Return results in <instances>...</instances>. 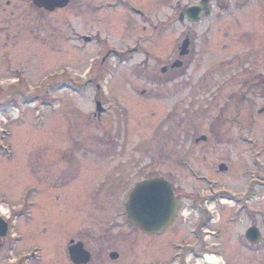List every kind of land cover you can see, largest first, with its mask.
<instances>
[{"label": "rangeland", "instance_id": "obj_1", "mask_svg": "<svg viewBox=\"0 0 264 264\" xmlns=\"http://www.w3.org/2000/svg\"><path fill=\"white\" fill-rule=\"evenodd\" d=\"M105 2L115 5L108 7ZM199 3L200 0H73L68 10L50 16L25 5L31 13L27 27L21 26L14 33L18 38L8 41L5 47L0 39V121H7L0 126V212L18 213L14 219L21 230L38 233L27 235V245H42V228L52 226L51 192L44 178L40 180L38 168H43L40 172L44 177L52 162L51 151L66 152L71 131L74 148L102 146L101 151H114L110 164L127 163L130 167L133 149L137 161L143 164L150 150L155 171L173 172L178 174L175 178L185 176V187H193L198 194L222 187L238 196L245 183L251 194L263 189L264 111H259L264 109V0H211L210 16L200 22H179L185 8ZM7 17H13L10 10L7 14L0 11V20ZM17 18L23 17H13ZM65 19L71 20L72 31ZM184 33L195 40L196 54L185 56L190 65L180 70L181 77L156 87L155 83L168 81L160 68L182 42ZM226 33L228 49L214 52L207 47L206 40L217 41ZM138 40L143 51L135 54L133 47ZM224 60L227 64L222 65ZM133 85L154 96L163 95H141L133 91ZM182 98L184 104L173 109ZM96 100L106 109L100 120ZM169 112L172 116L167 118ZM209 130H213V137L196 145L194 138L202 134L208 137ZM179 131H185L184 145L174 141ZM162 148L173 157L163 158ZM257 153L263 158L262 169ZM80 157L75 150V165ZM160 157L165 161L158 160ZM88 158L102 160V156L93 154ZM182 159L187 168L214 184L205 186L203 179H191ZM222 164L227 173L220 171ZM38 186L47 189L44 197ZM94 186L90 185L91 190L82 195L81 201L71 204L69 227L116 235L108 254L116 251L121 258H106L103 264H150L149 240L126 229L116 215L123 208L119 194L115 211L109 209V204H105L106 210H98L93 204L100 201L102 205L100 197L108 193H99L98 186ZM90 194L94 199L91 202ZM61 201L55 204V210L66 207ZM229 201L225 203L234 205ZM263 202L252 205L264 209ZM229 214L231 210L225 209L221 215ZM109 222L111 226H107ZM217 227L222 229L221 237L214 240L217 246L210 247L207 254L215 261L201 264H260L263 253L259 245L246 241V225L224 220Z\"/></svg>", "mask_w": 264, "mask_h": 264}, {"label": "flooded vegetation", "instance_id": "obj_2", "mask_svg": "<svg viewBox=\"0 0 264 264\" xmlns=\"http://www.w3.org/2000/svg\"><path fill=\"white\" fill-rule=\"evenodd\" d=\"M105 3H109L107 6L113 5L111 2ZM25 5L38 14L50 16L68 10L69 7L73 6V0L66 7L55 8L54 10L39 7L35 4V0H17L15 2L13 0H0V11L2 13L7 14L10 10L11 16L16 17V15H19L23 17L21 20L18 18L15 20L13 17H7V20L4 21L0 20V39L5 43L3 47L11 39L18 38L14 33H17L21 26L23 28L27 27L31 13ZM14 22L16 24H13ZM65 24L70 31L73 30L71 20L65 19ZM186 38L189 39L187 57H190L191 54H196V44L194 43L195 40L191 38V34L184 33L182 41ZM227 38L228 34L226 33L224 38L223 36H218L217 41L213 38L211 42L206 40L205 43L214 52L218 48L226 50L229 48V45L224 42V39ZM158 42L159 39L158 41L156 40V43ZM140 43L141 41L138 40L136 46L133 47L135 54L142 53L143 51ZM181 45L182 42L173 49L171 56L164 60L160 68V71L168 76V81L155 83L156 87H162V85L176 81L183 75L180 70L189 67L190 64L187 63V57H183L180 54ZM144 52L148 55V51ZM221 64H227L226 60L222 61ZM133 91L140 92L141 95L149 93L148 90L134 85ZM149 94L150 96H154L152 92ZM162 95L158 94L154 97H161ZM97 101L100 100H96L95 102ZM183 104L184 98L178 100L176 106L174 105L172 108L179 109ZM170 115L171 113L169 112L166 117H171L172 115ZM178 117L182 118V115L179 114ZM98 119L100 120V117ZM212 132L213 130L207 132L208 137L204 134L195 137L194 143L196 145L207 143L209 138L213 137ZM73 139V131H71L68 150L60 153H53L51 151V157L52 155L53 157H56V154L59 155L54 162L52 157L49 168L46 167L45 169H48V172L44 171V177L43 173L40 172L43 168L41 166L38 168L40 180L44 178L45 183L49 186L52 201L51 208H53L51 211L52 216L49 215L52 226L42 228L43 232L40 234L44 240L42 241L43 244L27 245V235L37 236L38 233L27 234L25 230H21L20 224L17 221L15 225L11 226L10 215L6 216L7 228H0V264H103L106 258L113 261L120 260L121 253L112 251L108 254L111 245L116 243L113 240L116 236L115 234L96 232L95 230L83 228L74 230L73 227H69L71 204L75 200L77 202L81 201L82 195L87 194L91 190V184L98 186L99 193L102 191L108 193L106 196L100 197L102 205L98 204L100 201L93 204L95 209L106 210L105 204H109V209L115 211L118 205L117 195L119 194L120 207L122 206L123 208L121 211H116L118 212L116 215L126 229L132 230L134 235L142 234L149 240L147 246H149L150 253H147V255L148 257L151 256L150 264H201L202 261L205 262L206 256L209 254V248L217 246L214 240L221 237L222 230L217 225H220L224 220L229 224H240L242 227L246 225L245 233L252 227L258 229L259 243L257 245L260 246L259 250L263 253L260 264H264V209L261 206L254 208L252 205L255 201H264V186L263 189L260 187L261 189L257 191V194L250 193V186L247 183H245L244 190L238 196L222 187H212L211 190L209 189V193L203 192L198 194L193 187L191 189L185 187L187 184V181L184 179L185 176L181 179L180 176L179 178H175L178 174L175 175L173 172L164 171L162 173L155 171L154 157L150 153V150L146 152L147 162L141 164L137 161L134 154L136 151L133 149V162H130V167H127L125 165L127 163H109L111 157L114 156V151H101L103 149L102 146L101 148L94 147L92 149L85 146L74 148ZM185 139V131H179L177 136L174 137V141H178L179 145H184ZM75 150L81 153V161L76 165L74 163ZM165 151V148L161 149L163 158L170 159L173 157V153L170 154ZM89 154L98 157L102 156V160L98 162L91 161L92 159L89 160L88 158ZM258 155L261 157V153H258ZM162 157L158 158V160L165 161ZM261 159L263 158L261 157ZM84 160L87 162H84ZM258 160L260 161V159ZM181 164L191 179L198 182L203 179L202 181H205V186L214 184V182L208 181L206 177L201 176L196 170L187 168L184 159L181 160ZM259 164L260 169H262L263 164ZM152 180H160L168 185L173 199L171 209L175 212L172 222L158 234L143 231L137 226L131 225L127 219L125 208V203L129 199L132 190L139 183ZM111 183H115L114 186H111ZM45 191L47 189L45 190L41 186H38V192L42 197L46 194ZM89 197L90 202L94 200L91 194ZM228 199L234 205L225 203ZM61 200L66 204V207L63 210H55L57 207L55 204ZM106 200H109V202H105ZM225 209H230L231 214L222 216L221 214ZM92 212L96 211L92 209ZM111 225L112 222L111 224L109 222L107 226ZM186 227H188L187 232H185ZM158 242H161V244H158ZM27 246H30V248L27 249ZM115 255L118 258H114ZM159 256L163 257V260L157 259Z\"/></svg>", "mask_w": 264, "mask_h": 264}, {"label": "water", "instance_id": "obj_3", "mask_svg": "<svg viewBox=\"0 0 264 264\" xmlns=\"http://www.w3.org/2000/svg\"><path fill=\"white\" fill-rule=\"evenodd\" d=\"M70 0H35V4L47 10L65 7ZM210 0H202L201 5L190 6L179 16V21L185 18L191 21H199L203 14H210ZM189 40L185 39L181 46V55L188 53L187 46ZM99 115L104 111L100 102H97ZM222 173L227 172V167L222 164L219 166ZM168 185L160 180L145 181L139 183L131 193L126 204L128 219L132 225L142 230L161 233L175 217V212L171 209L173 204L172 194ZM0 228H6L4 221L0 219ZM247 239L256 244L259 241L257 228H250L246 233ZM114 258H118L117 255Z\"/></svg>", "mask_w": 264, "mask_h": 264}, {"label": "bare ground", "instance_id": "obj_4", "mask_svg": "<svg viewBox=\"0 0 264 264\" xmlns=\"http://www.w3.org/2000/svg\"><path fill=\"white\" fill-rule=\"evenodd\" d=\"M158 41V40H157ZM206 261H210V262H212V261H215L213 258H209V257H206Z\"/></svg>", "mask_w": 264, "mask_h": 264}]
</instances>
